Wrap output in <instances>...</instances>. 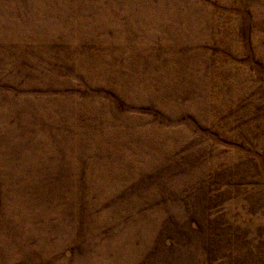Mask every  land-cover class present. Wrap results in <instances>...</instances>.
<instances>
[{
  "label": "rangeland",
  "instance_id": "rangeland-1",
  "mask_svg": "<svg viewBox=\"0 0 264 264\" xmlns=\"http://www.w3.org/2000/svg\"><path fill=\"white\" fill-rule=\"evenodd\" d=\"M0 264H264V0H0Z\"/></svg>",
  "mask_w": 264,
  "mask_h": 264
}]
</instances>
